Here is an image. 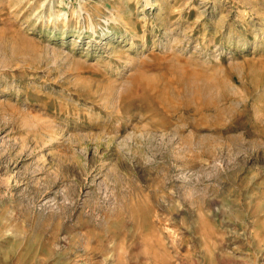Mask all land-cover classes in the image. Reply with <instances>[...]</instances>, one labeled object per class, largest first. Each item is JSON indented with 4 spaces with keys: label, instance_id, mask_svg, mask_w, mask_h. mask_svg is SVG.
<instances>
[{
    "label": "rangeland",
    "instance_id": "rangeland-1",
    "mask_svg": "<svg viewBox=\"0 0 264 264\" xmlns=\"http://www.w3.org/2000/svg\"><path fill=\"white\" fill-rule=\"evenodd\" d=\"M0 264H264V0H0Z\"/></svg>",
    "mask_w": 264,
    "mask_h": 264
}]
</instances>
